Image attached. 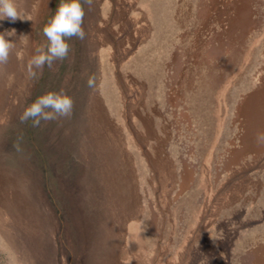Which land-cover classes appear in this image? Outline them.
Wrapping results in <instances>:
<instances>
[{
    "label": "rangeland",
    "instance_id": "obj_1",
    "mask_svg": "<svg viewBox=\"0 0 264 264\" xmlns=\"http://www.w3.org/2000/svg\"><path fill=\"white\" fill-rule=\"evenodd\" d=\"M15 3L0 264H264V0H81L84 39L35 76L60 0ZM61 90L70 117L21 122Z\"/></svg>",
    "mask_w": 264,
    "mask_h": 264
},
{
    "label": "clouds",
    "instance_id": "obj_2",
    "mask_svg": "<svg viewBox=\"0 0 264 264\" xmlns=\"http://www.w3.org/2000/svg\"><path fill=\"white\" fill-rule=\"evenodd\" d=\"M91 6L92 0H85ZM85 10L81 0H60L55 14L43 28V34L47 38V45L36 49V55L29 62L28 71L32 76L36 75L33 69L42 70L45 66L52 68L55 61L67 58L70 45L68 40L76 37L83 40L85 31L82 27ZM9 19L15 22L17 19L25 20L18 11L15 0H0V20ZM29 20V19H26ZM15 35V29L0 33V65L7 64L10 53L16 47L7 37ZM29 36L22 35L20 41L27 43ZM11 79V77H9ZM88 86L94 87V79L89 78ZM73 100L68 95L60 92H48L39 96L31 103L20 117L21 122L32 121L33 127H39L41 121H51L59 118H67L72 114ZM258 142L264 141V133L258 134Z\"/></svg>",
    "mask_w": 264,
    "mask_h": 264
},
{
    "label": "bare ground",
    "instance_id": "obj_3",
    "mask_svg": "<svg viewBox=\"0 0 264 264\" xmlns=\"http://www.w3.org/2000/svg\"><path fill=\"white\" fill-rule=\"evenodd\" d=\"M6 173V172H5ZM239 218V217H238ZM245 229V228H244ZM230 253V252H229ZM221 259V258H220ZM220 262V261H219ZM218 263V262H217ZM211 264H213V263H211Z\"/></svg>",
    "mask_w": 264,
    "mask_h": 264
}]
</instances>
